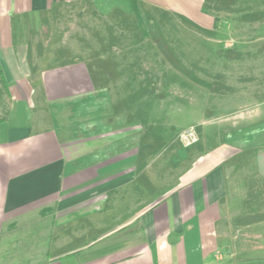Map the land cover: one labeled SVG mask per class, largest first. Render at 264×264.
Masks as SVG:
<instances>
[{
    "label": "crops",
    "instance_id": "obj_1",
    "mask_svg": "<svg viewBox=\"0 0 264 264\" xmlns=\"http://www.w3.org/2000/svg\"><path fill=\"white\" fill-rule=\"evenodd\" d=\"M66 10L92 20L72 33ZM120 17L150 18L178 69L170 25L209 43L187 152L151 149L116 77L167 66ZM0 264H264V0H0Z\"/></svg>",
    "mask_w": 264,
    "mask_h": 264
},
{
    "label": "rangeland",
    "instance_id": "obj_2",
    "mask_svg": "<svg viewBox=\"0 0 264 264\" xmlns=\"http://www.w3.org/2000/svg\"><path fill=\"white\" fill-rule=\"evenodd\" d=\"M240 1L242 2V0ZM89 16L90 12H85L83 10H79V12L66 10L61 19H63L66 24V30L74 33L78 32L80 29L76 27L78 26V20L91 21L92 18H89ZM118 19L132 21L128 30L118 29L123 33L127 31L128 35H132L134 38L133 41L135 42L136 53L149 55V57H147L148 60H153L150 62L151 66L156 65V62L159 64L163 63L167 66V70L159 69L155 72L151 70L152 73L150 75L147 73H145V75L136 73L130 77L124 75L116 77L120 82L124 81L125 83L128 79L132 82L130 87H132L134 91L128 93L129 103H132L134 100H136V103H141L140 100H143V97L146 100L145 111H149L151 115V130L152 132L156 130L155 135L159 134L161 137V139L150 141L151 149L156 151L159 150L160 147L165 149L170 147L171 144H175L177 151L182 153L187 152L190 147L186 148L181 144V136L188 129V124L192 121L191 119L200 116L198 112L202 110L205 111L208 105L210 106L211 104L206 103V98L204 99V103H197L196 99L195 101L193 100V86L191 84V77L187 71L189 70V72H191L192 48L197 47L199 52L205 53L209 50V43L207 44L204 40L196 39L192 31L187 28L170 25L171 27L169 26L168 29H166L168 40L171 42L170 44L173 45L172 47L178 51V54L184 56V63H186L185 65L188 67V70L184 68L178 69L180 67L179 63L173 60V58H170L171 53L169 46L157 42V40L160 39L158 37H162V35L157 26L150 21V18L120 17ZM142 21L144 23H141ZM84 23L85 22L81 24ZM90 30H94V22L91 24ZM98 30L102 31L103 35L106 36L109 35L111 29L110 27H106L103 30ZM142 38L145 40L142 41ZM147 39L150 40L153 48H149L147 43L149 40ZM154 47L161 53L163 52L161 55L162 60L154 61V57H156V49ZM101 62L104 71L105 68L110 67V60ZM100 78H102L103 83H105V80L109 79L110 75L103 74ZM120 95H124V93ZM232 106L235 108L236 105ZM158 127H160L161 131L158 130ZM169 158L170 156H168V159Z\"/></svg>",
    "mask_w": 264,
    "mask_h": 264
},
{
    "label": "built area",
    "instance_id": "obj_3",
    "mask_svg": "<svg viewBox=\"0 0 264 264\" xmlns=\"http://www.w3.org/2000/svg\"><path fill=\"white\" fill-rule=\"evenodd\" d=\"M199 142V135L195 128H191L184 132L181 136V143L184 147L189 148Z\"/></svg>",
    "mask_w": 264,
    "mask_h": 264
}]
</instances>
